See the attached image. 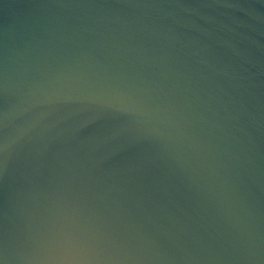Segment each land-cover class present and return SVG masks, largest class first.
Listing matches in <instances>:
<instances>
[{
  "label": "water",
  "instance_id": "1",
  "mask_svg": "<svg viewBox=\"0 0 264 264\" xmlns=\"http://www.w3.org/2000/svg\"><path fill=\"white\" fill-rule=\"evenodd\" d=\"M0 264H264V0H0Z\"/></svg>",
  "mask_w": 264,
  "mask_h": 264
}]
</instances>
